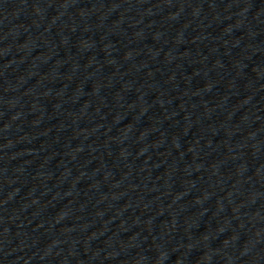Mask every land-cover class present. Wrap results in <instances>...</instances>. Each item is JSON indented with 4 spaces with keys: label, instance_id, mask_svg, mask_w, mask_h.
<instances>
[{
    "label": "water",
    "instance_id": "water-1",
    "mask_svg": "<svg viewBox=\"0 0 264 264\" xmlns=\"http://www.w3.org/2000/svg\"><path fill=\"white\" fill-rule=\"evenodd\" d=\"M0 158L51 264H264V0H0Z\"/></svg>",
    "mask_w": 264,
    "mask_h": 264
}]
</instances>
